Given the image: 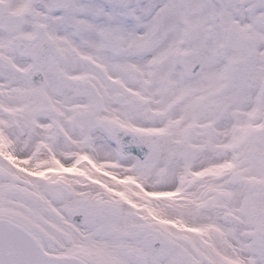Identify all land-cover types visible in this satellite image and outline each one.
Instances as JSON below:
<instances>
[{"label":"snow or ice","instance_id":"obj_1","mask_svg":"<svg viewBox=\"0 0 264 264\" xmlns=\"http://www.w3.org/2000/svg\"><path fill=\"white\" fill-rule=\"evenodd\" d=\"M0 264H264V0H0Z\"/></svg>","mask_w":264,"mask_h":264}]
</instances>
